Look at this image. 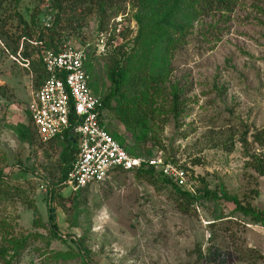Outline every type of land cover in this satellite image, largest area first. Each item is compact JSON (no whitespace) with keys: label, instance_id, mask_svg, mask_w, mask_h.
Listing matches in <instances>:
<instances>
[{"label":"rangeland","instance_id":"rangeland-1","mask_svg":"<svg viewBox=\"0 0 264 264\" xmlns=\"http://www.w3.org/2000/svg\"><path fill=\"white\" fill-rule=\"evenodd\" d=\"M38 4L49 6L42 9L44 24L47 14H55L49 0H6L0 8V244L27 238L11 264H205L200 253L208 254L210 237L225 257L216 264H264V226L243 218L234 204L189 208L171 187L153 185L133 171L114 172L102 183L73 191L59 183L63 146L19 140L12 128L32 121L41 71L36 61L23 66L28 42L22 20H29ZM137 12L136 0H123L110 10L102 31L95 12L81 35L68 39L73 46H88L92 86L102 99L113 92L109 71L140 48ZM187 30L171 48L160 81L148 86L152 105L140 103L150 114L147 136L134 137L116 112L106 109L109 129L138 155L163 154L189 169L192 194L204 178L212 190L223 187L262 211L264 177L247 157L264 158V0H238L232 12L203 17ZM27 53L30 61L37 59L32 46ZM122 91L132 95L128 87ZM117 100L113 97L112 107ZM50 206L59 238L51 231ZM221 211L229 217L215 221ZM73 240L83 243V257L65 259L63 254L78 252Z\"/></svg>","mask_w":264,"mask_h":264},{"label":"trees","instance_id":"trees-1","mask_svg":"<svg viewBox=\"0 0 264 264\" xmlns=\"http://www.w3.org/2000/svg\"><path fill=\"white\" fill-rule=\"evenodd\" d=\"M42 3L44 0H37ZM52 9L55 12L54 21L51 28H46L41 23V18L44 15L40 5L34 8L29 20H22L25 25V52L22 53L23 58L29 61V66L37 62L40 68L37 76L38 88L47 79L46 71L41 62V47L34 43H43L46 49H54L60 51L63 44L68 41L71 35H81L84 26L87 23V18L93 13H97L100 18V29L103 30V23L111 16L110 10L123 0H49ZM263 1V0H262ZM238 0H136L139 31L136 37V44L140 48L136 49L127 57L126 63L120 66L119 62L109 72V78L113 83V92L103 98L104 110L111 109L116 112V115L125 128L133 134L134 137L140 138L147 136L149 132L150 114L147 109L142 108L140 103L152 105L153 94H149L148 86H152V82L160 81L162 73L167 69L171 48L179 43V39L185 37L190 28L195 22L203 17L212 16L217 13L228 14L234 10V5ZM6 3V0H1L0 8ZM18 17H21L17 15ZM37 53V59L30 61L28 50L31 47ZM89 60V59H88ZM89 74H92V65L90 61L86 64ZM92 85V83H91ZM122 87L129 88L130 96H126L122 91ZM142 90L138 92L139 88ZM93 88V86H92ZM94 90V89H93ZM95 94L96 91L94 90ZM174 99L177 101L180 96V90L174 89ZM98 95V94H97ZM118 97V104L115 107L111 106L113 97ZM177 105L174 110L176 114ZM32 120V119H31ZM19 140L23 143L32 144L37 141V130L31 121L30 124L19 123L12 128ZM142 135V136H139ZM114 137L131 155L151 157L150 151L147 154H137L136 147L127 144V141L122 135L115 134ZM256 141L261 144V139L257 136ZM57 144L63 146L60 161L63 166L62 177L59 183H63L69 177L76 154L78 145L75 138L66 136L64 139H55ZM246 139H242L241 143H245ZM169 158V157H168ZM252 158V167L257 173L264 177V158L259 155L248 156ZM173 162L177 161L171 157ZM187 172L190 170L187 169ZM134 172L137 177L147 180L153 185H162V188L171 187L174 198L179 201L183 199L187 206L202 204L205 202L218 203L220 201L232 203L235 205V211L241 213L243 218L253 222L255 225L264 226V210L260 211L250 204H243L237 196L231 195L225 188L221 190H212L209 183L204 179H199V185L194 184L196 193L192 194L178 184L164 177L162 172L155 170L150 166H143L140 169L124 171L116 170L115 172ZM114 173V172H113ZM3 177V171L0 170V180ZM192 179V178H191ZM194 183H197L193 180ZM82 191V190H81ZM182 206V203L180 202ZM227 216L221 211L215 221L224 220ZM49 220L52 225V234L55 237L59 236V227L56 224L55 213L53 208L49 207ZM212 225V224H211ZM210 246L208 254L200 253V259L205 260V264H216L218 260L224 261L225 257L221 248L212 244L214 237H210ZM27 238L24 240L11 238L4 240L0 244V263L11 264L20 250L26 245ZM78 252L65 253L62 256L65 259L73 257H83L85 248L80 241L73 240ZM212 244V245H211Z\"/></svg>","mask_w":264,"mask_h":264},{"label":"built area","instance_id":"built-area-1","mask_svg":"<svg viewBox=\"0 0 264 264\" xmlns=\"http://www.w3.org/2000/svg\"><path fill=\"white\" fill-rule=\"evenodd\" d=\"M48 11L49 6H43ZM54 16L47 14L44 26L51 28ZM41 47V62L47 79L36 90L31 105L32 122L43 142L75 138L78 145L69 177L63 182L73 191L107 180L116 170L131 171L153 167L164 177L192 192L189 173L163 154L151 157L129 154L109 129L103 99L92 88L86 64L88 46H73L70 41L60 51ZM21 52L18 54L20 57ZM23 66L29 61L23 59ZM189 177V178H188Z\"/></svg>","mask_w":264,"mask_h":264}]
</instances>
